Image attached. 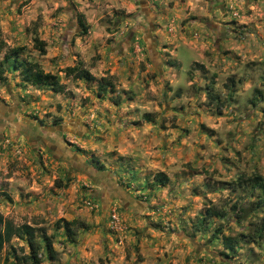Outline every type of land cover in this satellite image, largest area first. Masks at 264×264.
<instances>
[{"label":"rangeland","instance_id":"374dc122","mask_svg":"<svg viewBox=\"0 0 264 264\" xmlns=\"http://www.w3.org/2000/svg\"><path fill=\"white\" fill-rule=\"evenodd\" d=\"M0 103V264H264V0H0Z\"/></svg>","mask_w":264,"mask_h":264},{"label":"trees","instance_id":"16d2710c","mask_svg":"<svg viewBox=\"0 0 264 264\" xmlns=\"http://www.w3.org/2000/svg\"><path fill=\"white\" fill-rule=\"evenodd\" d=\"M35 45L37 46L38 50L40 52H43V48L41 45V41L34 38ZM12 64L14 66L20 65V62L15 61L12 59ZM64 72L66 75H74L79 78H84L86 80H91L93 77L92 75L87 71L82 68L76 67V66H71V67H66L64 69ZM24 73V78L30 82L32 85H48L50 86L51 90L54 92H61L62 91V86L57 83V81L54 79V76L49 74V73H44L41 68L36 64L32 63L31 65L27 66L23 70ZM107 87L111 88V83L102 77V82L98 85L97 93L102 94L106 91ZM116 102V101H115ZM153 179L155 182H158L160 185H165L168 181L167 176L162 173V172H157L153 175ZM260 185V183H259ZM264 187V185H260ZM234 205L231 207L233 208ZM205 214L207 216H215L219 217L222 216L219 211L212 210V209H206ZM262 220V219H261ZM4 224V222L1 219L0 216V226ZM82 224V223H79ZM69 223L65 222L64 227L66 230V233L68 235L73 234V232L69 229ZM8 225H5V229L3 231L0 230V249L5 242L9 238V231ZM264 230V222L261 223L259 229L256 231L254 230V234L251 235L252 237H259L262 234V231ZM16 234L18 236L25 235V242L28 247V252L26 254H23L21 256V263L20 264H41V260L38 254V251L40 249L39 243L34 239V231L32 230L31 227L24 225L22 227H19L16 229ZM42 238L44 240V248L47 252V254L51 257L53 255V249H52V241H51V236L50 235H45L42 233ZM221 242L224 248L226 249H233L234 248V240L229 237V236H224L221 235Z\"/></svg>","mask_w":264,"mask_h":264},{"label":"flooded vegetation","instance_id":"af4514ba","mask_svg":"<svg viewBox=\"0 0 264 264\" xmlns=\"http://www.w3.org/2000/svg\"><path fill=\"white\" fill-rule=\"evenodd\" d=\"M3 106H6V105H4V104L1 105V103H0V128H3L2 125L6 124V125H12L16 130H18V129H17L18 126L16 125V124H18V123L15 124L12 120L9 119V117H8L7 114H6V112L9 113V111H10L9 109H10V108H8V107L6 106L8 110H4V109H3ZM5 111H6V112H5ZM18 122H19V121H18ZM18 131H19V130H18ZM46 144L48 145V142L45 143V145H46Z\"/></svg>","mask_w":264,"mask_h":264}]
</instances>
